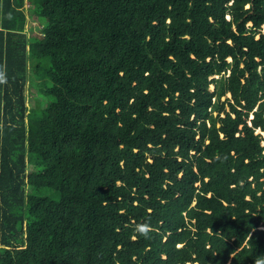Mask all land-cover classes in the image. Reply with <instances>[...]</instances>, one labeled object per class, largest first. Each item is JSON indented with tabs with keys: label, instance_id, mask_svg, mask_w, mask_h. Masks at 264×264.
<instances>
[{
	"label": "trees",
	"instance_id": "16d2710c",
	"mask_svg": "<svg viewBox=\"0 0 264 264\" xmlns=\"http://www.w3.org/2000/svg\"><path fill=\"white\" fill-rule=\"evenodd\" d=\"M262 135L264 0H0V264L264 262Z\"/></svg>",
	"mask_w": 264,
	"mask_h": 264
},
{
	"label": "rangeland",
	"instance_id": "374dc122",
	"mask_svg": "<svg viewBox=\"0 0 264 264\" xmlns=\"http://www.w3.org/2000/svg\"><path fill=\"white\" fill-rule=\"evenodd\" d=\"M26 7L28 9L30 8L29 5H26ZM27 17H28V19H27V22H26L25 29L27 30V32H37L39 30L38 26L40 25L39 21H37L33 16H27ZM247 25H250V23H247ZM210 89H212V86L210 87ZM25 94L27 96V100H26L27 105L28 106L34 105L35 100L33 98V94L35 95V92L33 91V89H31V87L28 85V83H27V85L25 87ZM225 96L229 97L230 94L227 93ZM47 100H49V99H47ZM221 100H223V97L221 98ZM251 117H252V114H250L248 116V120L247 121H249L251 119ZM256 132H259V131L256 130ZM262 136H264V135H262ZM261 145H264V140L261 142Z\"/></svg>",
	"mask_w": 264,
	"mask_h": 264
},
{
	"label": "clouds",
	"instance_id": "9594fccd",
	"mask_svg": "<svg viewBox=\"0 0 264 264\" xmlns=\"http://www.w3.org/2000/svg\"><path fill=\"white\" fill-rule=\"evenodd\" d=\"M141 235H144V236L147 235V229H146V228H144V229L142 230ZM257 264H264V262L257 261Z\"/></svg>",
	"mask_w": 264,
	"mask_h": 264
}]
</instances>
